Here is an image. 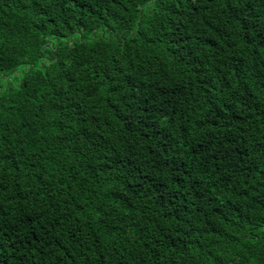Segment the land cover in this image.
<instances>
[{"label": "trees", "instance_id": "16d2710c", "mask_svg": "<svg viewBox=\"0 0 264 264\" xmlns=\"http://www.w3.org/2000/svg\"><path fill=\"white\" fill-rule=\"evenodd\" d=\"M0 264H264V0H0Z\"/></svg>", "mask_w": 264, "mask_h": 264}]
</instances>
